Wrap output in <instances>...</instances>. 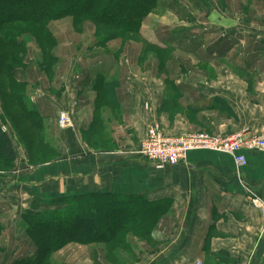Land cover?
<instances>
[{
    "label": "crops",
    "instance_id": "0c3cea01",
    "mask_svg": "<svg viewBox=\"0 0 264 264\" xmlns=\"http://www.w3.org/2000/svg\"><path fill=\"white\" fill-rule=\"evenodd\" d=\"M55 24V35L71 32ZM248 24L142 34L141 40L123 44L117 38L103 46L88 24V37L67 43L55 70L41 68V59L18 68L16 77L28 84L26 97L41 114L54 156L30 161L0 99V121L17 154L12 171L0 170L2 240L12 260L30 255L22 251L28 240L14 231L13 221L23 219L33 203L46 209L65 195L113 192L169 206L153 230V245L145 242L148 248L136 264H264V211L251 200L264 202V149L245 151L246 167L222 152L192 150L186 161L170 166L148 161L139 151L153 124L172 135L244 129L264 135V26ZM176 43L196 61L185 57L164 69L154 54L141 61L145 46L174 50ZM99 73L113 82L101 102ZM62 111L72 125L58 123Z\"/></svg>",
    "mask_w": 264,
    "mask_h": 264
},
{
    "label": "trees",
    "instance_id": "16d2710c",
    "mask_svg": "<svg viewBox=\"0 0 264 264\" xmlns=\"http://www.w3.org/2000/svg\"><path fill=\"white\" fill-rule=\"evenodd\" d=\"M158 6L159 0H0V99L7 118L20 139L25 140L33 164H38L39 158L44 160L46 153L41 147L53 152V156L54 150L44 137L40 112L26 97L28 84L16 77L18 68L28 64L26 43L21 37L30 34L37 40L43 54L40 67L52 71L58 40L51 22L66 17L76 22L89 19L98 28L97 43L103 46L117 38L126 40L128 35L139 34L146 16ZM96 81L101 102L109 96L113 82L102 73ZM2 125L0 121V159L9 170L17 154ZM36 206L33 203L23 213V218L29 219L24 234L31 245L30 255L15 258L12 264H53V255L67 244L95 243L104 244L107 257L121 264L118 249H131V235L151 240L153 230L169 208L160 201L113 192L69 194L52 199L46 209ZM4 231L0 224V255L7 252L2 240Z\"/></svg>",
    "mask_w": 264,
    "mask_h": 264
},
{
    "label": "rangeland",
    "instance_id": "374dc122",
    "mask_svg": "<svg viewBox=\"0 0 264 264\" xmlns=\"http://www.w3.org/2000/svg\"><path fill=\"white\" fill-rule=\"evenodd\" d=\"M257 0H159L158 9L154 10L146 17H149V23L142 27L144 29L139 34H131L128 35V39L123 40V44H126L127 41L131 39H139L141 40L142 34H149V33H159V32H170L173 30H181L185 31L187 29H191V32H201L208 31V30H221L229 28L230 26H244L247 23H250L253 26L262 25L264 26V0L258 1ZM247 7V9H246ZM245 11V15H243ZM67 18V19H66ZM59 19V21H53L50 23L51 30L54 34V27L53 24L68 26L71 30L75 31L76 33L72 34L73 37L70 36L68 32H61L56 36L58 40V45L54 48L53 53L57 56L56 60L54 61L53 68L55 66L56 61L60 57V55H66V48L67 43H73L74 40H79L83 43L82 40L87 38V34L85 33V29L87 28L88 24H91L95 27V37H97V26L91 20H86L84 22H76L70 17H66ZM69 18V19H68ZM244 18V19H242ZM68 21V22H67ZM55 24V25H56ZM248 24V25H250ZM56 25V26H57ZM87 30V29H86ZM165 34V33H164ZM22 40L26 43L27 48V62L35 61L41 59L43 61V54L42 49L40 48L37 40L30 35L24 34ZM217 36L215 37L216 40ZM33 42V43H31ZM71 43V44H72ZM109 43V42H108ZM80 45V44H79ZM146 45V44H144ZM177 48L174 50H158L157 48H152L151 46H145L143 48V53L141 54V61H144L149 56L148 54H154L159 65H162V69L166 67L167 63L174 64L178 63L182 58L190 57L191 61H196L191 55H187L184 53L183 50L179 49V45H175ZM72 49L75 50L73 45H71ZM83 47L82 44L79 46L78 52H82ZM196 53V52H195ZM40 62V63H41ZM185 62H188L187 60ZM146 63V61H145ZM27 67V66H26ZM24 67V68H26ZM55 70V68H54ZM163 71V70H162ZM104 107H108L114 111L111 104L104 102ZM6 116V114H5ZM3 126V125H2ZM5 127L3 126V129ZM163 130V128H161ZM98 134H101L100 129L97 128ZM165 133V131L163 130ZM192 132V131H190ZM195 132H204V131H195ZM207 132V131H206ZM209 133V132H208ZM168 135H172L166 133ZM212 134V133H210ZM177 135V134H176ZM172 135V136H176ZM24 139V138H23ZM25 141V140H23ZM25 143V142H23ZM44 153H46L44 160L37 159V163H44L48 162L49 159L53 156V153L47 151L44 147H41ZM5 164L0 159V170L6 169ZM14 168L10 167L8 171H12ZM29 219L23 218L18 221H13L16 229V233L22 236L24 239H27L24 234V229L26 223ZM18 229V231H17ZM19 232V233H18ZM131 241L138 240L137 245L132 243L131 249L127 247L119 248V255L121 257V264H136L139 259V256L145 252V248L151 247L153 245V240L147 239L143 236H133L131 235ZM28 240V239H27ZM145 242L147 245H145ZM12 245V244H11ZM10 245V247H11ZM13 246V245H12ZM16 247H19L17 245ZM144 249V250H143ZM31 251V245H29V241L27 244L22 247V251ZM147 251V250H146ZM8 252V250H7ZM106 246L102 243H95V244H67L66 247L62 248L60 251L55 253L52 257L53 264H116L111 257H107ZM13 256L8 253L0 255V264H12Z\"/></svg>",
    "mask_w": 264,
    "mask_h": 264
},
{
    "label": "built area",
    "instance_id": "2783aa9c",
    "mask_svg": "<svg viewBox=\"0 0 264 264\" xmlns=\"http://www.w3.org/2000/svg\"><path fill=\"white\" fill-rule=\"evenodd\" d=\"M58 123L61 127L72 125L69 113L62 111ZM264 149V135L250 134L248 129L234 131L228 135L210 134L208 132H187L176 136L163 132L158 124L148 128L146 138L139 146L140 154L146 160L160 165L177 166L186 161L192 150L222 152L232 156L239 167L249 163L245 151ZM251 200L264 211V202L252 196ZM196 264H202L196 262Z\"/></svg>",
    "mask_w": 264,
    "mask_h": 264
}]
</instances>
